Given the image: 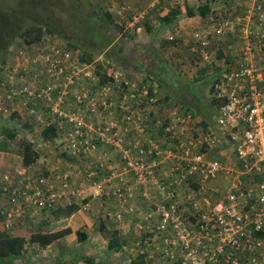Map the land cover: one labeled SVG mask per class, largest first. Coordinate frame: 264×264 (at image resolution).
Masks as SVG:
<instances>
[{
  "label": "built area",
  "instance_id": "2783aa9c",
  "mask_svg": "<svg viewBox=\"0 0 264 264\" xmlns=\"http://www.w3.org/2000/svg\"><path fill=\"white\" fill-rule=\"evenodd\" d=\"M157 1L153 0L151 6ZM246 1L239 7L242 12L232 20L234 16L218 15L232 9V1L226 0L219 6L221 11L215 14L213 9L204 19L205 24L192 33L194 44L205 57L209 55L205 51L211 38L230 35L233 24L245 34L239 65L215 85V94L223 101L217 107L216 127L195 137L194 117L188 112L167 122L161 134L168 143L165 151L171 159L169 176L173 182L194 180L202 189L221 174H238L208 151L217 147L220 134L225 135L242 163L241 173L261 177L251 211L241 210L239 200L244 194L251 196L249 191L232 192L208 210L200 211L199 201L195 200L200 211L197 220L184 214L182 205L175 201L172 183L157 173L161 162L153 153L161 145L152 139L150 134L154 133L148 128L146 132V124L152 118L148 108L153 99L151 85L138 77L131 78L121 66L107 64L99 69L100 58L82 61L76 52L50 43L42 45V50L32 51V62L12 60L4 70L7 78L0 80L1 102H17L29 116L34 114L42 126H53L58 131L69 155L92 160L97 169L87 171L88 180L95 178L98 169H109L107 176L94 180L100 193L105 192L109 182L118 179L111 193L124 199L128 176L132 175L137 188L148 182L166 195L168 201L161 207L156 226L160 241L167 248L171 249L174 240H178L184 251L181 264H222L223 259L229 264H264V0ZM117 12L123 15L127 7L121 6ZM144 18L145 12L134 15L126 28L140 36L146 28L141 23ZM253 18L259 29L249 31L244 21L251 22ZM131 132L135 137L129 141ZM33 141L42 145L38 138ZM106 145L113 146L115 156L106 151ZM102 146L104 151L98 154ZM94 154L96 157L90 158ZM58 168L59 163L50 173L60 181L58 188L52 176L35 173L31 168L4 174L2 195L6 204L0 206V217L7 229L27 227L29 219L41 217L45 210L71 199L76 191L69 188L66 174H55ZM144 195L148 196V191ZM116 216L122 218L120 212ZM168 230L173 234L166 235L164 231Z\"/></svg>",
  "mask_w": 264,
  "mask_h": 264
},
{
  "label": "crops",
  "instance_id": "0c3cea01",
  "mask_svg": "<svg viewBox=\"0 0 264 264\" xmlns=\"http://www.w3.org/2000/svg\"><path fill=\"white\" fill-rule=\"evenodd\" d=\"M107 1L109 2L108 10L112 11L115 22L123 26V42L129 44L130 47L133 45V43L136 44V42H138V47H136L137 50L135 53L131 51L130 48L127 50L128 48L123 43V45H121L119 49H116L115 51L108 52V50H104L103 53L97 58L102 57L105 59L103 63H101L103 68L105 65L110 64L108 62L111 59V61L115 63L113 66H121L131 78L138 77L141 80L150 83L153 92V99L149 103L148 108L152 118L146 124V130L148 128L150 133H154V135L150 134L152 135V139L155 140V144L161 145V147L154 150L153 153V157L159 158L161 162L157 168V173L159 176H163L172 183V192L173 195L176 196L175 201L182 205L184 214L190 220H197L200 218L201 210H208L211 205L213 206L219 200L226 198L228 194L232 192L241 194L247 193L249 191L252 192L251 196L244 194L243 196L239 197L240 209L249 211L253 210L252 204H254L256 201L258 192L257 185L261 177L259 174L244 175L241 173L243 170L242 163L239 159H237L234 148L232 150L231 147L233 146L229 143H226L225 140L221 141V145L219 144L218 149L212 148L208 151L213 158L219 159L229 168L236 169L238 172L237 176L228 177L221 174V176L209 181L205 185L206 187L204 189L199 186V182L194 180H189L187 182H173L172 178L169 176L171 159L167 158V152L165 151L166 145H168V143L164 142V137L161 134V131L167 122H170L176 118L175 106L177 102H180L179 97L183 96L184 94L186 95V93L189 94V92L185 89L173 90V84L170 85L171 83L167 81L166 76L173 77V79H175V84H178L180 81H182L179 71L172 66L170 67V62L165 60L158 61L157 59L163 56L162 52L160 53L157 48H151V46H149L147 43V41H149L151 43L156 42L155 44H160L157 40L154 42L152 41L159 38L157 35L160 31V26L162 25L160 22H158V18L156 16L151 15L152 12L150 13V18L147 21L148 24H146L149 26V30L152 28L151 31L148 30V27L147 29L145 28L140 34L141 37L136 39L131 34H124V28L126 27V24L130 18L126 16L128 13L124 16L120 15L115 7L119 3L128 2L134 7L142 8L146 2L141 5L143 0ZM222 1L226 3V0ZM171 7L173 6L170 5L164 8L161 12V15H166L170 11ZM157 9L153 11L155 14L157 13ZM183 11L186 13V9H183ZM197 16H199L203 21L201 25H204V17H202L200 14L189 16L186 13L185 17H187L188 20L187 22L185 21V23L191 22L194 20L193 18H196ZM233 25L235 26V30H232L230 35L224 37H230L231 35H234L236 32H238L234 37L240 40L241 46L237 53L234 51L231 53L234 54V57L236 58L235 63L237 65L234 67L236 68L241 61V40H243L245 34L243 29L239 28L238 25ZM244 26L245 29L249 31L253 29L257 30V28L259 29L256 18H253L251 22L248 20L244 21ZM161 31H163L162 28ZM178 33L179 35H182V31H177L175 35ZM111 36L113 38V35ZM44 38L45 37H43V39ZM160 39L164 41L165 39H171V37L170 35L167 36L165 34L161 36ZM52 41L56 44L62 43L56 39H52ZM45 44H50V42H46ZM125 50L127 51L125 52ZM94 56L96 57L97 55ZM162 62H167V67H169V74L167 73L168 75H165L164 72L166 70L161 68V65H164ZM182 66L185 67V64L182 63ZM217 70L219 71V68ZM225 74L226 73L224 72V75ZM186 82L191 84V80ZM169 86L170 89L168 90ZM167 102H173L172 107L167 104ZM194 111L196 115L193 114V112H190L195 116V118H197L198 121L194 135L195 137H199L201 134H203L201 129L205 127V112H203L204 110L201 109H196ZM46 115L48 114H45L44 116ZM23 116L25 120L31 118L28 113H24ZM32 116L35 117L34 114H32ZM198 119H200V121ZM40 128V126L34 125L32 129L26 128L27 130H22L29 138L28 141L32 142L34 136V138H38L41 141V144L44 145L48 153L55 152L56 154L52 158V155L41 154L38 150H36L38 151L39 158L34 164L30 165L31 168L35 173L44 172L52 176L53 182L58 188L60 181L50 173L55 171L54 165L59 163V168L56 170L55 174H66L65 179L70 184L69 188L76 191V193L71 195V199L68 202H64L54 209L45 210L43 216L30 221L29 226L26 228H14L12 230H8L9 232H7L5 229L4 220L0 217V232L6 233L7 235L9 234L10 236L18 235L28 239L32 233L35 232V230L42 229V232L48 230L50 225L47 227L45 224L49 221L52 222L51 219L55 216V214L58 217L57 222L67 219V227L71 229V232L55 239L47 245H40L37 242H27L25 244L23 253L19 257L16 255L5 257L2 259L1 264H108L110 259L106 260L105 258L108 257L109 242L114 231H118L119 235L122 237V246L119 250L120 252H116L118 255L123 253L124 244V250L129 249L131 252L137 250L138 254H145V264H181L184 261V251L179 245L177 239L174 240L175 244L171 247V249L167 248L165 245H163L162 241H160L161 233L158 232V227L156 224L160 219V210L162 205L168 201V198L164 193L159 192L152 184L150 185L148 182L142 185L143 188H137L134 186L132 175L128 176L129 181L124 199L116 198L111 193L115 184L118 183V179L109 182L105 192L100 193L99 190L94 186V180L107 176L110 172L109 169H98L95 178L88 180L86 176L87 174L84 172H87L89 169L92 170V168H96L95 166H92V160L86 159V157H72L61 146V142L59 140L61 136L58 131H55L56 138L54 140H47L43 138V131ZM148 130L146 131L147 133ZM32 131H34V134L31 133ZM134 137V132L129 133V141H132ZM163 142L165 143L164 145L162 144ZM105 147L106 151L113 153V156L116 155V151L113 149L112 145H106ZM103 151L104 149L102 146L97 150V153L101 154ZM157 151L159 152L158 154ZM95 157L96 155L94 154L90 158ZM22 167L29 168V166H25L23 163L21 164L20 168ZM145 191H148V196L144 195ZM153 194L157 198L153 199ZM195 200L199 201L201 208L200 211L195 207ZM0 202L2 205L6 204V201L1 200V198ZM71 204H75L74 206L77 207L75 211L69 215H66L63 210L61 211L60 208H65ZM117 212H120L122 218L116 216ZM54 229L55 226L50 231ZM60 229H63V227H56L55 230L57 231ZM134 230L138 231V233L131 235ZM164 233L169 235L172 232L168 230L164 231ZM100 238H102V240H100ZM123 239L125 240L124 242ZM101 249H105V251L108 250V253H105L106 255L104 254L101 256ZM171 251L172 253H169ZM129 259L132 261L135 258ZM130 261L129 264L131 263ZM125 262L128 263V261ZM221 263L229 264L225 259H223ZM240 264L247 263L243 262Z\"/></svg>",
  "mask_w": 264,
  "mask_h": 264
},
{
  "label": "rangeland",
  "instance_id": "374dc122",
  "mask_svg": "<svg viewBox=\"0 0 264 264\" xmlns=\"http://www.w3.org/2000/svg\"><path fill=\"white\" fill-rule=\"evenodd\" d=\"M82 1L84 0H44L43 2L36 4L35 7H32L31 5L33 3V0H0V61L4 56V44L9 41V36L4 30L9 28L10 26L12 32H15L20 26V24H16L13 22L10 24V21H12L13 18L16 20H23V23H30L35 21L37 23L47 25L53 30V32H48L44 37L54 38L59 42H74L78 45L76 48L77 52L79 53H77L78 55L84 53V51L86 50L89 54L97 55L96 57H98L103 53L104 50H108V52H111L119 49V47L123 45V43L128 48L127 50H129V48L133 52L137 50L136 47H138V42H136V44L133 43L131 47L129 44L123 42L122 29H117L108 25L103 15L99 14L102 13V11H104L105 9L109 8L108 1L85 0L84 6L82 5ZM87 1L89 2L88 6H86ZM205 1L207 0H173V2L171 0L167 5H164L157 9L158 14L152 12L151 15L156 16L158 18V22L162 24L157 35V37L159 38L152 41L154 42L155 40H157L160 44H155L156 42L151 43L147 41L151 48H157L160 53L162 52L163 56L157 59L158 61L165 60L167 62H170V67L172 66L179 71V75L181 76L182 81H180V83L178 84H175V79H173V77L166 76L167 81L171 83L169 84H173V90L185 89L189 92V94L186 93V95L184 94L183 96L179 97L180 102L176 103L175 110H189L192 111L193 114H195L194 110L196 109L204 110L203 112H205V127L201 129V132H204L205 130L214 126V120L217 110L212 103L214 102L212 90L213 82L218 76H222V73L227 70L225 68L229 66V68L232 69L237 65L235 63L236 58L234 57V54L231 53L233 51L237 53L241 46L240 40L234 37L238 32H234L235 34L231 35L230 37L211 38V42L205 51L209 52L208 57H205L203 54V50L198 45L194 44L192 33L194 32V30L202 26L201 24L203 21L199 16H197L196 18H193L194 20H192L191 22L185 23V21L187 22L188 19L187 17H185L186 13L185 11H183V9L185 10L187 6L196 8L199 6V4L204 3ZM229 1H232L231 14L235 10H238L241 5L247 2L246 0ZM223 3L224 2L222 1L214 6L216 8L214 9L215 14L216 12L221 11L219 6ZM95 4L98 6H96ZM170 5L173 7L177 5L182 6L181 8L183 13L179 15L174 22L164 23L161 20V17L163 16L161 15V12L164 8ZM223 9L224 8H222V10ZM218 15L227 17L229 13L226 14L221 11L220 13H218ZM93 17L96 18V21H100L101 25L95 22ZM161 28L163 31H161ZM231 30H235L234 25L231 27ZM177 31H182V35H179V33L175 35ZM124 34L129 35V33ZM130 34L132 35V33ZM165 34L167 36L170 35L171 37V39L167 40H176L177 42L163 43V40H161L160 38ZM111 35H113V38L108 42V38L111 37ZM78 49H81L82 51L80 52V50ZM127 50H125V52ZM104 60L105 59L101 57L98 61V64L101 65ZM167 62H162L164 65H161V68L166 70L164 72L165 75L169 74V67H167ZM181 62L185 64V67L182 66ZM108 63L114 64L111 59ZM218 68L219 71L217 70ZM190 80L191 84L186 82ZM169 89L170 86L168 90ZM167 104L172 107L173 102H167ZM1 113L2 115H4V117H0V120L2 121L0 122V182L4 173L12 174V172L22 164V152L20 150L18 141H16L15 139H4L3 134H6V132H3L2 130L6 127H14L12 125L21 126L20 122L24 123V121H19V123H17V121H14L15 124H13L12 122H9L7 116L9 114L8 111L3 110ZM23 129L27 130L26 127ZM29 129H32V127ZM31 133L34 134V131H32ZM17 138H26V140H29L24 131L23 135L20 134L19 136H17ZM4 146L7 147V149L5 151H2V147ZM46 150L47 149L44 146H40L38 148L39 153L52 155V158L56 154L55 152L48 153ZM84 173L86 174L87 172ZM155 198L157 197H155L153 194V199ZM137 233L138 231L134 230L131 235H135ZM100 240H102V238H100ZM100 251L102 252L101 256H103L105 253H110H108V257L105 258L106 260L110 259L108 264H129V258L133 259L138 255L137 250L131 252L129 251V249H123V253L120 255H118L114 251H111L113 253L108 250L105 251V249H101ZM125 261H128V263H126Z\"/></svg>",
  "mask_w": 264,
  "mask_h": 264
},
{
  "label": "trees",
  "instance_id": "16d2710c",
  "mask_svg": "<svg viewBox=\"0 0 264 264\" xmlns=\"http://www.w3.org/2000/svg\"><path fill=\"white\" fill-rule=\"evenodd\" d=\"M43 1L44 0H33V3L31 6L35 7L36 4H39ZM105 1H107V0H105ZM169 1H171V0H158L154 6H151V2H153V0H147V1L143 0L141 5H143L144 2H146V3H144V7L142 6V8L134 7L132 4H130L128 2H122V3H119L117 5V7H115V9L118 10L121 8V6H126L127 12L124 13L123 15H126L128 13L126 16L129 18H132L136 14H140L142 12H145V18L141 21V23L145 25L146 29L148 27V30H149V26H147L146 24H148L147 21L150 18V13L155 11L157 8H160L164 5H167L169 3ZM82 2H83L82 5L84 6L85 0ZM219 2H222V0H207L204 3H201L196 8L187 6L186 13L189 16H194L196 14H200L206 20L209 18L210 14L213 12L214 6L216 4H218ZM88 3L89 2L87 1L86 6H88ZM227 3H228V1H227ZM96 6H98V5H96ZM230 7H231V5H229L228 9ZM231 12H232V9H229L225 13L226 14L229 13V15H228L229 17L234 16L232 18V20H233L235 18L236 14L241 13L242 10L239 8L238 10H236V12L234 11L232 14H231ZM182 13H183V11H182L181 6L177 5L175 7H171L170 11L166 15L161 17V20L164 23H172ZM99 14L104 16V19L107 20V21L106 20L105 21L108 22L110 26L117 27L118 29H123L122 25L115 22L112 11L105 9L104 11H102V13H99ZM93 19L95 20V22L100 24V21H96L95 17H93ZM22 21L23 20H16L13 18V20L10 21V24L12 22L16 23V24H20L19 28L15 32H12V29L10 28V26L6 30H4L9 36V41H7L4 44V54H3L4 56H3L2 60L0 61V71L5 70L6 67L9 66L10 62H12V60H14V59H16L19 62H25V61L26 62H32V58L34 57L32 51L42 50V48H43L42 45H44L46 42L56 44L53 41H51L50 38L45 37L43 39L45 34H47L48 32H53V30L50 27H48L47 25L41 24V23H37V22L23 23ZM151 30H152V28L149 31H151ZM110 40H112V36L108 38V42ZM165 42L176 43L177 41L176 40H172V41L164 40L163 43H165ZM60 45L62 47H66L67 49H70L74 52H76V48L78 46L74 42H66L65 43V41H62L61 44H57L56 46L60 47ZM78 50H80V52L82 51L81 49H78ZM85 51H84V53H81L80 55H78L80 60H82V61L94 60V55H91L88 53V51H86V52ZM51 57L52 58L54 57L53 53H52ZM114 64H110L109 66L112 67ZM42 68H43V66H42ZM42 68H34V69L35 70H41ZM99 69H102L101 65H99ZM225 69L231 70V68H229V66ZM227 70L225 71V73L227 72ZM99 73L101 75H103L102 72H99ZM222 76H224V73H222ZM222 76H218L214 80L213 83H216L218 80H220ZM217 101L218 100L214 99V102H212V103L215 104ZM222 102L223 101L219 100L218 101L219 105ZM36 106H37V104H36ZM0 111L2 112L3 110H0ZM1 112H0V117H4V115H2ZM7 116H8L9 122H12L13 124H15L14 121H17V123H19V121H24V123L20 122V125H21L20 127L16 126V125H12L14 127L4 128L2 130L3 132H6V134H3L4 139H6V140L15 139L16 141H18V143L20 145V150L22 152V163L24 165H29V166L34 164L37 161V159L39 158L38 151H36L33 144L30 141L26 140V138L18 139L17 136H19L20 134L23 135V130H22L23 127H26L27 129H29L31 127L33 128L34 125H38L41 127L42 126L41 123L36 120V117L28 118L27 121H25V118H24L22 112L18 109H15V110L9 112V114ZM0 122H2V121L0 120ZM40 129H42V131H43V134H42L43 138H45L47 140L48 139L54 140L56 138V134H55L56 130L54 127L44 125ZM61 146H62V144H61ZM6 149H7V147H5V146L2 147V151H5ZM74 205L75 204H71L65 208H60V209H61V211L63 210V212L66 215H69L70 213H72L73 211H75L77 209V207ZM32 220H33V218L29 219L28 226H29L30 221H32ZM57 220H58V217L55 214V216L51 219L52 222L49 221L48 223L46 222V224H45L47 227H48V225H50L48 230H46L45 232H42V229L35 230V232H33L32 235L30 236V238H28V239H26L22 236H18V235L17 236L16 235L10 236L9 234L7 235L6 233L0 232V261H1L0 264L2 263V259H4L5 257L14 256V255L19 257L23 253L25 244L27 242H32V243L37 242L40 245H47V244L51 243L52 241H54L55 239L62 237V236L71 232V229L69 227H67V224H68L67 219L62 220L61 222H57ZM40 223H42V222H40ZM54 226H55V229H56V227H63V229H60L57 231L54 229V230L50 231L51 229L54 228ZM20 228H26V226H21ZM5 229L7 232H9L8 231L9 229H7L6 227H5ZM121 240H122V237L119 235L118 231H114L112 233V237L110 238L109 247H108L109 251L118 252L122 246ZM124 241L125 240L123 239V242ZM123 249H124V244H123ZM145 262H146V255L143 253H140V254H138V256H136L135 259H133L131 261L130 264H145Z\"/></svg>",
  "mask_w": 264,
  "mask_h": 264
},
{
  "label": "clouds",
  "instance_id": "9594fccd",
  "mask_svg": "<svg viewBox=\"0 0 264 264\" xmlns=\"http://www.w3.org/2000/svg\"><path fill=\"white\" fill-rule=\"evenodd\" d=\"M125 29V33H132V35L135 37V39H136V36H137V38H140L141 36H138L137 34H135L133 31H130L129 29H127L126 27L124 28ZM124 30L122 29V32H123ZM51 39V41H52V39H54V38H50ZM55 43V42H54ZM76 53H78L77 52V50H76ZM79 54V53H78ZM94 59H97V57H94ZM111 64V63H110ZM109 64V65H110ZM108 65V66H109ZM2 70V69H1ZM229 71H231V70H229ZM229 71H227L226 72V74L229 72ZM226 74L224 75V76H222L221 77V79L220 80H218L216 83H213V85H212V90H213V97H214V99H216V100H221L220 98H218L217 96H216V94H215V85L219 82V81H221L225 76H226ZM7 78V72H5L4 70H2V71H0V80H5ZM218 101L216 102V104H215V107H216V110L218 109L217 107L219 106V103H218ZM222 101V100H221ZM9 106V107H8ZM15 109H18V110H20L21 112H23V115H24V113H27L28 111L27 110H25V109H23L17 102L16 103H10V102H1L0 101V110H5V111H8V112H11V111H13V110H15ZM188 112H192V111H189V110H185V111H180V110H177L176 112H175V116H181V115H185V114H187ZM217 113H218V110H217V112H216V116H217ZM31 117V116H30ZM193 117H194V124H193V127H194V131H195V129L197 128V125H198V121H197V118H195V116L193 115ZM199 120V119H198ZM200 121V120H199ZM216 127V117H215V120H214V126L213 127H210L209 129H207V130H205L203 133H205V132H208V130H211V129H214ZM220 134V133H219ZM33 138H34V136H33ZM221 138V139H220ZM219 140H220V142H218V145H217V147L216 148H218L219 147V144L221 145V141L222 140H225L226 141V143H229L228 142V139L225 137V135H221L220 134V136H219ZM32 144H33V146H34V148L36 149V150H38V148L40 147V146H38L34 141H32L31 142ZM230 144V143H229ZM231 145V144H230ZM41 146H44L43 144L41 145ZM206 147H204L203 149L204 150H206L205 149ZM232 148V150H233V147H231ZM25 166H29V165H25ZM18 168H20V167H18ZM29 168H31V166H29ZM32 169V168H31ZM33 170V169H32ZM16 171V170H15ZM15 171H13L12 172V174L15 172ZM34 171V170H33ZM4 174H10V173H4ZM4 176V175H3ZM1 185H0V198H1V200H4V197H3V195H2V188H3V186H2V184H3V177L1 178ZM2 204H1V202H0V206H1Z\"/></svg>",
  "mask_w": 264,
  "mask_h": 264
}]
</instances>
